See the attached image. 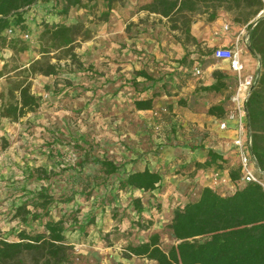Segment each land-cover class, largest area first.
Wrapping results in <instances>:
<instances>
[{
	"label": "rangeland",
	"instance_id": "1",
	"mask_svg": "<svg viewBox=\"0 0 264 264\" xmlns=\"http://www.w3.org/2000/svg\"><path fill=\"white\" fill-rule=\"evenodd\" d=\"M142 1L125 0L123 6L115 7L110 15L115 10L121 12L112 25H108L110 15L107 21L99 20L104 11L102 0L87 3V8H72L64 17L52 12L50 3H41L44 6L30 9V15L26 11V24L22 23L20 33L12 37L21 40L27 49H0V103L8 87L18 81L29 83L31 93L39 98L38 107L16 121L0 117V239L13 240L23 228L41 230L36 223L27 226L11 215L12 208L23 201L25 191L43 184L49 186L56 200L75 193L71 202L57 204L61 212L77 211L81 223L93 220L86 228L85 241L74 229L66 231L69 242L83 243L79 250L73 245L71 264H156L144 258L124 257L125 245L145 241L153 233L159 235L163 250L175 243L168 228L172 210L195 199L202 187L198 178L206 177L202 171H194L192 163L196 161L187 157L189 149L202 145L209 137V129L186 127L180 121L182 108H193L200 97L194 92L190 96L175 92L166 76L170 73L168 66L179 55L176 43L187 55L186 64L196 59L216 61L209 56L213 47L185 40L179 31L170 29L165 18L134 16ZM40 15L65 24L82 21L90 31L89 39L76 42L71 55L58 61L54 76L25 71L40 57ZM132 17L134 20H130ZM219 17L227 20L223 26L247 30L246 25L233 23L224 12H219ZM208 23L206 14L195 15L190 30ZM155 24L160 27L156 33ZM123 25L124 37L120 38L118 30ZM148 26L152 31L146 30ZM107 31L111 32L108 39L104 36ZM21 33H27L29 38L21 39ZM55 55L62 53L49 52L51 63L56 62ZM189 65L182 74L196 84L200 80L193 74L194 63ZM141 70L156 82H143L136 76ZM161 83L166 84L170 94L156 97L151 111L136 112L133 100L148 97L151 92L141 89L150 85L157 89ZM213 98L209 94L202 96L207 104ZM86 154L111 160L119 167L117 174L101 184L98 167L89 162L80 165ZM143 166L156 170L164 180L157 191L118 190L117 176ZM35 169H42L49 178L28 177ZM81 190L89 192L88 196L78 194ZM132 197L141 200L145 229L132 222L136 216L130 205ZM101 199L106 201L102 210ZM113 210L115 218L111 217Z\"/></svg>",
	"mask_w": 264,
	"mask_h": 264
},
{
	"label": "trees",
	"instance_id": "2",
	"mask_svg": "<svg viewBox=\"0 0 264 264\" xmlns=\"http://www.w3.org/2000/svg\"><path fill=\"white\" fill-rule=\"evenodd\" d=\"M94 0H0V49L10 48L13 52L27 49L18 38L6 40L4 30L13 21L22 27V12L37 2L51 4V11L58 16H66L70 9L87 8V3ZM104 11L99 20L107 21L110 12L117 6H123L125 0H102ZM92 8V7H90ZM264 9L262 0H143L137 5L136 12H147L165 18L171 30H177L187 41L195 43L190 34V23L193 16L206 14V21L213 22L219 12L226 13L235 24L246 25L247 46L250 53L257 57L259 69L256 84L246 101L247 126L250 130V152L255 158L257 167L264 171V18L255 24L252 21ZM23 28V27H22ZM90 38V31L82 21L65 24L61 21L41 23L38 34L40 44L38 59L33 60L25 69L27 73L54 76L58 71V61L64 55H71L75 43ZM17 44H21L17 47ZM59 51L56 62L51 63L49 52ZM212 53V52H211ZM211 53L209 56H211ZM187 55L179 63L189 67L198 63L199 68L204 60H193L186 64ZM215 60V59H213ZM137 77L143 82L156 81L144 71H138ZM213 83L201 87L204 94L223 95V100L207 109V114L217 119L224 117L229 105V77L221 70L212 72ZM136 86L138 83L133 80ZM161 83L157 89L146 86L141 91L150 90L145 98L133 100L135 110H152L153 100L163 94H170ZM181 104L183 102L181 101ZM39 105V98L31 93L29 83L18 81L7 89L5 99L0 103V117L16 121L25 114L34 111ZM89 162L98 167L101 173L100 183L104 184L109 177L117 174L119 167L111 160L84 155L80 165ZM227 159L211 148L205 150L202 162H193L194 171L222 170ZM35 180L48 179L49 175L42 169L28 173ZM231 181L239 178V167L228 169ZM264 181V175H262ZM118 190H137L150 193L160 185L161 175L147 168L132 170L116 177ZM70 196H61L57 200L50 193L48 185H40L35 190L25 191L23 201L12 208V218L21 224L36 226L41 230L20 229L13 240L0 239V264H71L73 245L68 241L66 231L74 229L80 237H85L88 224L93 220L81 223L77 220V211L61 212L58 203L67 204L73 200ZM78 194L88 196L89 192ZM106 202L101 199V208ZM135 213L133 224L141 229L147 228L142 223L143 207L137 197L130 199ZM115 210V209H114ZM111 217L117 216L116 211ZM54 211V212H53ZM103 213L101 212L100 215ZM168 228L175 241L167 250L159 245V235L153 233L142 242L128 243L123 250L124 257L144 258L156 264H264V188L254 182H247L231 193L221 195L208 186L200 188L195 199L173 208Z\"/></svg>",
	"mask_w": 264,
	"mask_h": 264
},
{
	"label": "crops",
	"instance_id": "3",
	"mask_svg": "<svg viewBox=\"0 0 264 264\" xmlns=\"http://www.w3.org/2000/svg\"><path fill=\"white\" fill-rule=\"evenodd\" d=\"M40 4L41 2H37L36 4L30 6L28 9L22 12V18H23L22 23L26 24L25 19L28 16V13L30 15V11H29L30 9H33L34 7H39V6L41 7L42 5L44 6V4L42 5ZM26 11H29V12L26 13ZM120 12L121 11L115 10L111 13L108 25H112V23L117 19V17L120 16ZM258 14L264 15V9H262ZM145 15L149 16V18L153 17V18H160L164 20L160 16H157L154 14H148L147 12H137L136 14H134V16H138L139 18ZM35 17H37V15H35ZM41 19L46 20V21L55 20L53 18H48L43 15L41 16ZM130 20H134L133 17L130 18ZM224 21H227V20L223 19V17H219L215 21L209 22L208 25H205L203 28L199 29L198 27H195L193 29L191 27L190 34L191 36L195 38L197 43H202V45L205 44L206 42L209 46L213 48L221 47V46H226V47L231 46L234 42V39L239 29H234L228 26L229 27L228 30H223L222 27H223ZM156 25L157 24L153 25V27H155V30H154L155 33L159 30L158 28H160ZM123 28H124V25L121 26L118 30L119 32L122 33V34L120 33L119 35L120 38L124 37ZM146 30L152 31V27L148 26ZM110 34L111 32L107 31L105 32L104 36H106V38L108 39V35ZM146 40L148 39L146 38ZM240 46H241V62L243 65L241 75L245 76L248 74L257 73L259 69V62H258L257 57L251 54L242 43L240 44ZM176 47L179 48L178 43H176ZM178 48L176 50H177V54L179 53V55H177V57L174 58L176 62L170 63V66H168L170 73L166 75L172 86L171 88H176L174 91L179 93V95L190 96L191 93L194 92L195 93L194 95L198 94L200 97V98H197L198 104L195 105L193 108L187 105L184 108H182L183 112L182 111L181 112L183 113V117L180 118V121H182L183 125H185L186 127H195L197 129H203V128L209 129V137L204 142H202L201 143L202 145H199V147L194 148L192 151L189 149V155L187 157L197 162H202L205 158V150L207 148H211L215 150L216 152L220 153L225 159H227V163L225 164L226 167L220 170V172L225 175H228V169L234 168L237 166L235 150L233 149L231 145V141L234 138V130H233L234 123L229 122L227 129L220 130L218 129V126H217L218 119L214 115L207 114L208 107L211 105L220 103L223 100L226 92L223 95L209 93V95L214 96V98L211 104H207V103H204L202 99L204 92L201 90V87L208 86L211 83H213L212 72L215 70H221L223 73H225L229 77V83H228L229 86H233L234 81H235V74L228 69V65L225 62L214 60L216 62H213V63L206 62L202 66V68H200L201 74L199 76H195L196 80H200V82H197L195 84L194 80L182 74V72L187 71L188 67L186 65L180 64L177 61L182 56H184V54H182L181 49L180 48L178 49ZM197 66H198V63L195 62L192 69H194ZM182 105L184 106V104ZM227 107H228V104H224V108H227ZM135 111L136 112H149L151 110H135ZM171 158L172 156L169 157V159ZM144 167L145 166H143L141 169H143ZM213 170H214L213 168L207 169V170H200L206 174L205 178H203V176L202 177L200 176V178H198L202 187L208 186L209 175ZM163 182L164 180L161 178L159 186H161ZM227 189H228V186L226 185L220 186L217 189V192L223 193L227 191ZM157 190L158 188H156L154 191H157ZM222 193L220 194L223 195ZM86 237L88 236L85 235V237H80V239H82V241H85ZM70 243L74 245L76 250H79V248L83 246V243L80 244L79 242H77L76 244L72 242Z\"/></svg>",
	"mask_w": 264,
	"mask_h": 264
},
{
	"label": "built area",
	"instance_id": "4",
	"mask_svg": "<svg viewBox=\"0 0 264 264\" xmlns=\"http://www.w3.org/2000/svg\"><path fill=\"white\" fill-rule=\"evenodd\" d=\"M228 28V25L223 26V30H228ZM16 32L20 33L19 27L12 21L3 33L7 38H12ZM247 35L248 31L245 28L238 30L231 46L216 47L210 56L212 59L225 62L228 65V69L235 74L233 86L228 87L230 90L229 105L224 117L218 119L217 126L218 129L225 130L228 128L229 122L234 123V138L231 141V145L235 150L237 166L239 167V178L236 181H231L228 175L218 170H213L208 179V187L216 191L220 186H228L227 191L220 192L223 195L231 193L247 182L257 183L264 188V181L261 178L264 175V171H261L257 167L255 158L250 152V130L247 126L246 112V101L250 91L256 84L257 73L245 76L241 75L243 65L241 62L240 44L242 43L247 49ZM19 37L21 39H27L29 35L27 33H21ZM193 74L199 76L201 74L200 68L195 67Z\"/></svg>",
	"mask_w": 264,
	"mask_h": 264
},
{
	"label": "water",
	"instance_id": "5",
	"mask_svg": "<svg viewBox=\"0 0 264 264\" xmlns=\"http://www.w3.org/2000/svg\"><path fill=\"white\" fill-rule=\"evenodd\" d=\"M260 18H264V15H260V14H258V16L255 18L253 24H255ZM247 49H248V51H250L248 47H247Z\"/></svg>",
	"mask_w": 264,
	"mask_h": 264
}]
</instances>
